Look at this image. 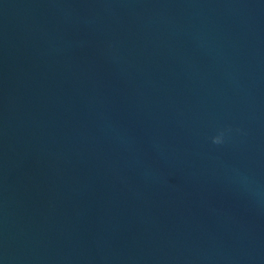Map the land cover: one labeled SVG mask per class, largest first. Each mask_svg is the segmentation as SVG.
<instances>
[{"label":"water","instance_id":"obj_1","mask_svg":"<svg viewBox=\"0 0 264 264\" xmlns=\"http://www.w3.org/2000/svg\"><path fill=\"white\" fill-rule=\"evenodd\" d=\"M0 264H264V0H0Z\"/></svg>","mask_w":264,"mask_h":264},{"label":"clouds","instance_id":"obj_2","mask_svg":"<svg viewBox=\"0 0 264 264\" xmlns=\"http://www.w3.org/2000/svg\"><path fill=\"white\" fill-rule=\"evenodd\" d=\"M216 142H217V143H219V142H220V138H219V137L217 138Z\"/></svg>","mask_w":264,"mask_h":264}]
</instances>
